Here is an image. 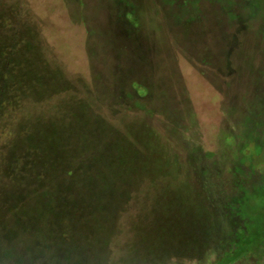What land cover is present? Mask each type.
<instances>
[{"label": "rangeland", "instance_id": "obj_1", "mask_svg": "<svg viewBox=\"0 0 264 264\" xmlns=\"http://www.w3.org/2000/svg\"><path fill=\"white\" fill-rule=\"evenodd\" d=\"M12 16L35 23L67 88L45 116L61 120L83 96L113 121L108 131L138 133L156 152L132 197L75 225L76 246L88 227L90 252L77 263L78 247L73 264H214L255 228L262 235L264 0H0V21ZM134 79L144 97L123 90ZM257 238L232 264H264Z\"/></svg>", "mask_w": 264, "mask_h": 264}, {"label": "trees", "instance_id": "obj_2", "mask_svg": "<svg viewBox=\"0 0 264 264\" xmlns=\"http://www.w3.org/2000/svg\"><path fill=\"white\" fill-rule=\"evenodd\" d=\"M124 15L140 28L131 9ZM13 17L0 21V31L6 28L8 34L2 32L0 38V264L79 263L90 252L84 246L90 232L85 227L76 246L75 225L83 228L98 221L88 215L92 207L106 208L109 201L115 202V209L121 200L132 197L140 179L152 175L156 152L144 143L139 148L138 133L108 131L113 121L104 113H94L97 106L83 96L73 101L76 104L64 103L61 120L45 116L44 106L52 105L67 88L58 67L40 48L35 23L28 19L20 28ZM127 87L123 90H130L129 95L144 97L147 92L136 79ZM69 94L68 99L73 93ZM245 166L240 171L243 176ZM245 183L238 188L248 190ZM259 192L264 197L263 186ZM261 210L262 215L264 203ZM165 216L169 214L156 219L160 223ZM168 224L166 220L161 226ZM260 232L264 239V229ZM254 235L236 249L229 243L230 258L214 264H232L260 239L259 229ZM193 243L204 247L207 242L196 236ZM43 258L49 260L40 261ZM162 260L161 264L168 262Z\"/></svg>", "mask_w": 264, "mask_h": 264}]
</instances>
